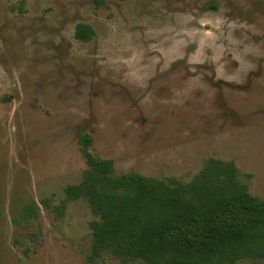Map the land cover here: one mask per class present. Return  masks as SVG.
Here are the masks:
<instances>
[{
	"label": "rangeland",
	"instance_id": "rangeland-1",
	"mask_svg": "<svg viewBox=\"0 0 264 264\" xmlns=\"http://www.w3.org/2000/svg\"><path fill=\"white\" fill-rule=\"evenodd\" d=\"M94 1L0 0V264H134L88 260L97 217L65 196L82 134L116 176L189 183L216 159L264 199V0Z\"/></svg>",
	"mask_w": 264,
	"mask_h": 264
},
{
	"label": "trees",
	"instance_id": "trees-1",
	"mask_svg": "<svg viewBox=\"0 0 264 264\" xmlns=\"http://www.w3.org/2000/svg\"><path fill=\"white\" fill-rule=\"evenodd\" d=\"M96 7L104 0H95ZM95 35L78 24L75 38ZM92 138L79 144L88 169L79 184L65 189L66 201L85 199L97 217L88 260L105 255L134 264H239L264 259V199L240 182L235 164L210 159L189 183L136 173L114 174V164L94 156ZM64 210L61 207L59 211ZM39 206L23 207L15 224L30 223Z\"/></svg>",
	"mask_w": 264,
	"mask_h": 264
}]
</instances>
